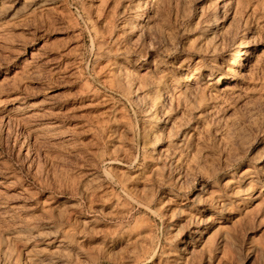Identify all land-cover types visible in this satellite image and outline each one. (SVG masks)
Returning <instances> with one entry per match:
<instances>
[{
	"label": "rangeland",
	"instance_id": "obj_1",
	"mask_svg": "<svg viewBox=\"0 0 264 264\" xmlns=\"http://www.w3.org/2000/svg\"><path fill=\"white\" fill-rule=\"evenodd\" d=\"M0 264H264V0H0Z\"/></svg>",
	"mask_w": 264,
	"mask_h": 264
},
{
	"label": "bare ground",
	"instance_id": "obj_2",
	"mask_svg": "<svg viewBox=\"0 0 264 264\" xmlns=\"http://www.w3.org/2000/svg\"><path fill=\"white\" fill-rule=\"evenodd\" d=\"M151 1H152V0H151ZM224 2H225V0H224ZM226 2H227V1H226ZM148 3H149V2H148ZM150 3H151V2H150ZM143 5H144V4H143ZM143 5H142V6H143ZM151 5H152V4H151ZM227 6H228V5H227ZM227 6H226V7H227ZM143 7H144V6H143ZM146 8H147V7H146ZM218 14H219V13H218ZM138 17H139V16H138ZM140 17H141V16H140ZM136 19H138V18H136ZM142 20H143V19H142ZM136 21H137V20H136ZM138 21H139V20H138ZM183 75H185V74H183ZM185 76H186V75H185ZM190 76H191V75H190ZM190 76H189V77H190ZM189 77H188V78H189ZM191 77H192V76H191ZM235 78H236V77H235ZM235 78H234V79H235ZM183 83H184V82H183ZM174 84H175V83H174ZM180 84H182V83H180ZM175 85H177V84H175ZM183 86H184V85H183ZM185 87H186V86H185ZM247 203H248V202H247ZM208 229H209V228H208ZM204 233H205V232H204ZM198 234H199V233H198Z\"/></svg>",
	"mask_w": 264,
	"mask_h": 264
}]
</instances>
